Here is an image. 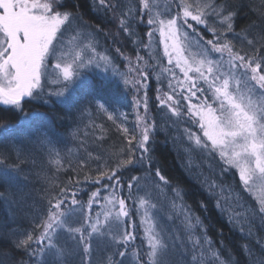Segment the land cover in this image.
<instances>
[{"label":"snow or ice","instance_id":"1","mask_svg":"<svg viewBox=\"0 0 264 264\" xmlns=\"http://www.w3.org/2000/svg\"><path fill=\"white\" fill-rule=\"evenodd\" d=\"M89 3L99 22L85 19L78 0H0V106L20 117L15 124H0V201L27 202L26 181L32 172L44 186L45 201L43 209L30 205L35 212L31 231L4 238L26 252L31 264H73L76 256L79 264H241L222 238L213 240L187 203L186 190L172 185L150 154L149 141L158 131L167 133L191 123L199 134L183 127L181 135L189 157H200L198 167L207 164L208 175L201 172L202 187L217 208L228 212V222L252 241L240 246L244 264H264V236L257 235L264 230V30L251 25L236 32V11L217 0H166L163 7L160 0ZM258 14L264 20V0ZM108 19L117 28L113 35L123 32L136 49L134 59L120 47L114 49L126 71L101 48L100 35L109 36L102 27ZM192 22L212 38L205 39ZM144 24L147 41L137 31ZM252 27L257 32L250 38ZM161 42L166 65L153 53ZM141 49L149 59L140 55ZM97 69L103 83L93 87L90 74ZM149 70L158 85L161 115L166 117L159 127L149 114ZM161 83H166L167 91H161ZM121 89L134 92L136 122L131 134L123 123L127 114L118 107L124 100ZM29 104L47 107L53 115L29 113ZM92 105L112 121L126 143L116 153L88 152V159L77 161L73 171L85 169L89 159L98 162L85 181L100 188L84 201L78 198V190L83 191L79 179L69 188L56 175L72 168V161L65 162L56 146L60 141L56 121L62 117L55 113L60 109L69 118L91 117ZM90 126L104 131L94 122ZM79 131L77 127L72 136L78 138ZM25 143L34 145L35 151L25 150ZM233 170L252 203L242 202L240 192L223 182ZM128 173L139 174L121 183ZM101 189L106 190L104 195ZM200 206L206 210L203 201ZM134 215L143 226V250L134 243ZM165 221L178 222V230L167 229ZM94 238L105 245L103 252L93 248ZM11 259L12 264H24Z\"/></svg>","mask_w":264,"mask_h":264},{"label":"trees","instance_id":"2","mask_svg":"<svg viewBox=\"0 0 264 264\" xmlns=\"http://www.w3.org/2000/svg\"><path fill=\"white\" fill-rule=\"evenodd\" d=\"M78 2L80 12L84 15L86 20L90 23L99 22V17L93 12L89 0H78ZM160 2L163 7L166 0H160ZM217 2L223 3L228 9L236 11L237 14L234 17V28L236 32H240L241 29L249 28L251 25H259L260 30H264V20H261L258 14V10L261 6V0H217ZM192 23L194 27H197L201 31V34L204 35L205 39L212 38L211 34L207 33L206 30L203 29V26H197L195 25V22ZM102 27L106 32H108L109 36H105L103 34L100 35L99 39L101 48L108 51L115 58V62L121 65V71H126L127 69L123 66L124 61L122 57L118 56L114 49L115 47H120L122 52L134 59L136 56V49L134 45L123 32H121L118 37L113 35L117 31V28L110 19L105 20ZM147 30L148 26L146 24L141 25L137 29L145 41H147V37L145 35ZM256 32L257 29L252 27L249 31V37L251 38V36L255 35ZM156 35L157 34H154V37ZM231 35L232 34L229 33L230 37ZM159 39L162 41V38ZM113 40H115V44L113 43ZM240 46L241 45L237 43V47ZM243 47L245 51L249 50L246 44L243 45ZM261 52L264 53V48L261 49ZM153 53L166 65L167 57L164 55L162 42L157 47L153 48ZM140 55H143L145 59H149L143 49L140 50ZM150 63H152V61H150ZM149 71L150 74L147 86L149 114L155 120L157 127H159L162 120L166 119V117L161 115L164 108L159 106V102L156 99V89L158 85L156 80L153 78L151 70ZM176 71L179 75V69ZM102 75L103 73L99 69L90 74L93 87H98L101 83H103L101 79ZM164 79L165 77L161 76V80L164 81ZM159 87L161 91H167L166 83H161ZM120 94L124 97V100L123 103L118 106L119 111L127 114V119L124 120L123 123L124 126L129 129V133L131 134L136 122L135 108L132 103L134 92L131 89L127 91L121 89ZM91 108V117H89L88 114L83 116L76 114L74 118H69L65 116L64 112L60 109H57L55 113V115L62 117L56 121V133L60 138V141L56 146L61 151L62 155L66 156L65 162H67V159H71L72 161V168H69L66 171L62 170L59 173H56V175L59 177L60 183L62 185H67L69 188L73 187V182L79 179L83 186V191L78 190V198H81L84 201H87L88 193L100 188V185H93L90 182L85 181L86 174L90 175L95 173L98 162L94 159H89L88 165L85 169H77V171H73V169L77 166V161L79 159H88V152L93 153V155L99 154L101 156L116 153L123 148L126 143L125 137L117 130L112 121L108 120L102 113H98L95 109V105H92ZM36 110L47 113L49 116L53 115L47 107H42L38 104H29L26 106V111L29 113ZM109 111H112V109L110 108ZM169 115L171 114L169 113ZM19 119L20 117L18 114L5 110V106H0V124H15L19 121ZM173 119H175V117H173ZM185 120H187L186 117ZM93 122L94 125L103 126V133H101L100 128L90 126L93 125ZM77 127L80 129L79 135L78 138H74L72 136V132L76 130ZM183 127H191L199 134L198 128L191 123H183L179 126V128L169 129L167 133L164 131H158L149 141L152 146V153L150 154L153 155L163 174L168 177L172 185L179 184L186 190L185 199L187 203L191 205L193 211L198 214L208 226V233L213 240L218 242L222 238L225 246L235 253V255L240 259L241 264H244V255L241 252L240 246L245 242L252 243V241H246L236 226L228 222V212L217 208L215 206L214 199L209 197L202 187L201 172H203L205 176L208 175L207 164L205 163L198 167V164H200V157L196 155L189 157V154L186 151V138L181 135ZM28 131L31 132L32 130L29 129ZM85 133L88 134L85 135ZM101 134L104 138L102 140H97L96 137ZM174 135L179 137V139H173ZM22 146L25 150L35 151L34 145L25 143ZM38 159L42 160L43 158L39 157ZM189 160H191V163H189ZM22 167L24 169H28L29 166L22 165ZM216 168L218 171V166H216ZM52 171H54V169L50 170V174ZM132 174L139 173L125 174L121 179V183H124L128 179V176ZM223 182L231 184L238 192H240L243 197L242 202H253L252 198L242 190L238 175L234 170L224 175ZM102 183L105 182L102 181ZM26 184L27 190L30 192V197L27 202L10 204L7 201H0V260H3V264H12L11 258H14V261L16 262L22 261L24 264H31V259L26 252L23 250H17L10 243L9 239L4 238L8 233H12L14 236L19 237L27 231H31L35 212L33 207H30V205L35 204V206L40 209L45 207V201L41 199L44 186L41 184L34 172L29 174ZM77 187L79 188V186ZM105 191L106 190L101 189V195H104ZM126 191L127 190L125 189L122 194H126ZM201 201L206 204V210L200 206ZM96 210L97 205L94 204L93 213H95ZM133 221L135 224L134 232L137 237L134 243L137 248L143 250L146 247L143 226L140 223V218L135 215L133 216ZM165 227L167 229L175 228L178 230V222H176V225H173L172 223L165 221ZM257 235L264 236V230H258ZM92 244L93 248H98L100 252H103L105 249V245L103 243L98 245L95 238L92 240ZM253 246L255 247L254 244ZM77 252H79V249H77ZM73 264H79V256L73 258Z\"/></svg>","mask_w":264,"mask_h":264},{"label":"rangeland","instance_id":"3","mask_svg":"<svg viewBox=\"0 0 264 264\" xmlns=\"http://www.w3.org/2000/svg\"><path fill=\"white\" fill-rule=\"evenodd\" d=\"M162 40H163V38H162ZM141 114H143V110L141 109Z\"/></svg>","mask_w":264,"mask_h":264}]
</instances>
